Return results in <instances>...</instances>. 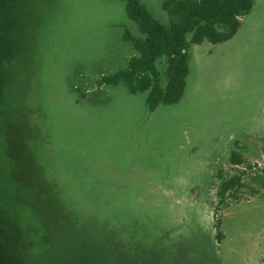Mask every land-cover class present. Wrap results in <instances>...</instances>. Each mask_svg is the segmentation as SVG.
<instances>
[{
	"label": "rangeland",
	"instance_id": "obj_1",
	"mask_svg": "<svg viewBox=\"0 0 264 264\" xmlns=\"http://www.w3.org/2000/svg\"><path fill=\"white\" fill-rule=\"evenodd\" d=\"M138 1L169 24L164 0ZM4 3V140L18 190H0L20 213L1 232L0 264H261L264 0L229 40L189 47L181 98L152 112L146 92L100 83L143 39L124 0ZM155 68L163 85L162 58ZM230 176L242 188L220 204Z\"/></svg>",
	"mask_w": 264,
	"mask_h": 264
},
{
	"label": "trees",
	"instance_id": "obj_2",
	"mask_svg": "<svg viewBox=\"0 0 264 264\" xmlns=\"http://www.w3.org/2000/svg\"><path fill=\"white\" fill-rule=\"evenodd\" d=\"M252 4L253 0H164L161 8L170 18L169 24L164 26L155 21L138 0H124L125 16L137 25L143 39L133 42L136 54L126 61L124 68L102 78L100 83L108 86L121 83L130 94L146 92L145 106L149 112L158 105L177 103L185 87L189 47L229 40L239 26V19ZM186 35L190 36L188 41ZM125 39L131 40L127 34ZM161 58L164 62L163 85L155 68V62ZM229 163L238 165L242 162L231 155ZM240 188V176L221 180L215 194L218 203L225 201L228 195L234 197L231 191ZM218 224L216 220L217 231ZM216 235L219 240L221 234L217 232Z\"/></svg>",
	"mask_w": 264,
	"mask_h": 264
},
{
	"label": "flooded vegetation",
	"instance_id": "obj_3",
	"mask_svg": "<svg viewBox=\"0 0 264 264\" xmlns=\"http://www.w3.org/2000/svg\"><path fill=\"white\" fill-rule=\"evenodd\" d=\"M12 11H13L12 6H9V5L7 6L5 3L3 5V9H2V6L0 8V45L4 43L6 38L9 36V32H10L9 24H10L11 16H13ZM0 76L1 77L3 76V74L1 73V70H0ZM5 89H6L5 83L3 80H1V84H0V185L2 186V184L4 183L2 181H6V183L11 184L14 187V191H16L18 190L17 185L13 181H11V176H17L16 175L17 173L14 170L15 164L13 160L11 161V159H9V157L11 156L10 154H8L7 142L6 140H4V137L6 138V130L8 127L7 121L9 118V114L7 111L8 103L4 99ZM3 178L5 180H2ZM12 196H14V194H9L8 188H7V192L3 191V189L0 190V236H3L1 232L5 228L11 227V226L15 227V224H16V223L14 224L15 218H13L12 215L18 216L20 213V210L19 211L12 210V207L10 206L12 202V199H11ZM24 206L26 208L25 210L26 213L29 214L30 210L27 211V208L29 206L26 204H24ZM30 217L33 218L31 215ZM26 220L28 219L26 218ZM3 240L4 239L0 237V246L4 245ZM11 253H12V250H11ZM38 260L40 261V259Z\"/></svg>",
	"mask_w": 264,
	"mask_h": 264
},
{
	"label": "crops",
	"instance_id": "obj_4",
	"mask_svg": "<svg viewBox=\"0 0 264 264\" xmlns=\"http://www.w3.org/2000/svg\"><path fill=\"white\" fill-rule=\"evenodd\" d=\"M241 18H242V17H241ZM239 22H240V21H239ZM238 28H239V27H238ZM237 30H238V29H237ZM237 30H236V31H237ZM234 34H235V33H234Z\"/></svg>",
	"mask_w": 264,
	"mask_h": 264
}]
</instances>
